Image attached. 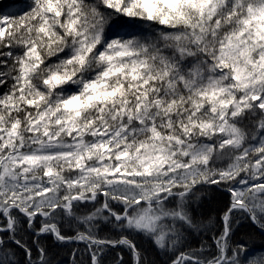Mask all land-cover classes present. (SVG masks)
Wrapping results in <instances>:
<instances>
[{"label":"snow or ice","instance_id":"1","mask_svg":"<svg viewBox=\"0 0 264 264\" xmlns=\"http://www.w3.org/2000/svg\"><path fill=\"white\" fill-rule=\"evenodd\" d=\"M0 264H264V0H0Z\"/></svg>","mask_w":264,"mask_h":264}]
</instances>
